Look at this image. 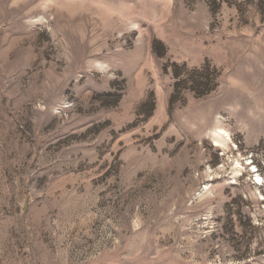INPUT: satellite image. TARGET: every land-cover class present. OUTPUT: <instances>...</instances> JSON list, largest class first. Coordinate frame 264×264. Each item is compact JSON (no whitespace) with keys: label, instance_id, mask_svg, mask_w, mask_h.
I'll list each match as a JSON object with an SVG mask.
<instances>
[{"label":"rangeland","instance_id":"1","mask_svg":"<svg viewBox=\"0 0 264 264\" xmlns=\"http://www.w3.org/2000/svg\"><path fill=\"white\" fill-rule=\"evenodd\" d=\"M0 264H264V0H0Z\"/></svg>","mask_w":264,"mask_h":264},{"label":"trees","instance_id":"2","mask_svg":"<svg viewBox=\"0 0 264 264\" xmlns=\"http://www.w3.org/2000/svg\"><path fill=\"white\" fill-rule=\"evenodd\" d=\"M151 50H152V52L155 54V56L157 57V58H162V57H164V55H165V48H164V46H163V44H161L160 42H158V41H152V45H151ZM175 68V66H173V69ZM174 74V76L175 77H178L177 76V73L174 71L173 72ZM179 84H180V81H178L176 84H175V87L176 88H178V86H179Z\"/></svg>","mask_w":264,"mask_h":264},{"label":"snow or ice","instance_id":"3","mask_svg":"<svg viewBox=\"0 0 264 264\" xmlns=\"http://www.w3.org/2000/svg\"><path fill=\"white\" fill-rule=\"evenodd\" d=\"M259 182V181H258Z\"/></svg>","mask_w":264,"mask_h":264}]
</instances>
